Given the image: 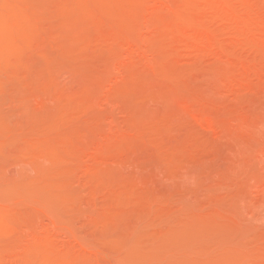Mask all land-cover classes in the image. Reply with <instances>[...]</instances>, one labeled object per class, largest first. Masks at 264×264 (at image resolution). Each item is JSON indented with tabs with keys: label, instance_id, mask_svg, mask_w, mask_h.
Segmentation results:
<instances>
[{
	"label": "rangeland",
	"instance_id": "obj_1",
	"mask_svg": "<svg viewBox=\"0 0 264 264\" xmlns=\"http://www.w3.org/2000/svg\"><path fill=\"white\" fill-rule=\"evenodd\" d=\"M5 29L0 264H264V0H0Z\"/></svg>",
	"mask_w": 264,
	"mask_h": 264
},
{
	"label": "bare ground",
	"instance_id": "obj_2",
	"mask_svg": "<svg viewBox=\"0 0 264 264\" xmlns=\"http://www.w3.org/2000/svg\"><path fill=\"white\" fill-rule=\"evenodd\" d=\"M22 2H23V1H22ZM25 2H26V1H25ZM20 3H21V2H20ZM20 3H19V4H20ZM23 3H24V2H23ZM28 3H29V2H28ZM28 3H27V5H29ZM155 3H156V2H155ZM24 5H26V4H24ZM158 5H159V4H158ZM20 6H21V5H20ZM23 7H24V6H23ZM23 7H20V8L23 9ZM24 9H25V8H24ZM13 32H14V31H11V30L9 31V30H7V29H5L4 31L1 30V32H0V38L8 39V40H12V38H15V33H14V36H13ZM21 37H22V36H21ZM26 38H27V37H26ZM133 39H134V38H133ZM140 39H141V38H140ZM140 39H139V40H140ZM18 40H19V38H18ZM24 40H25V39H24ZM131 40H132V39H129L130 43L133 42V41H131ZM137 40H138V39H137ZM141 40H142V39H141ZM13 41H15V39H14ZM21 41H22V40H21ZM134 41H135V40H134ZM146 41H147V40H146ZM141 42H144V41H141ZM141 42H140V43H141ZM141 44H142V43H141ZM141 44H140V45H141ZM138 45H139V44H138ZM138 45H137V46H138ZM143 45H144V44H143ZM143 45H142V46H143ZM130 46H131V45H130ZM134 46H135V45H134ZM137 46H135V47L137 48ZM138 48H139V47H138ZM133 50H134V49H133ZM109 101H110V100H109ZM108 105H109V104H108ZM110 105H111V103H110ZM262 123H263V122H262ZM263 126H264V125H262L261 127H263ZM263 128H264V127H263ZM85 144H90V142H89V143H85ZM91 144H93V143H91ZM95 144H96V143H95ZM95 144H94V145H95ZM89 146H91V145H88L87 147H89ZM92 146H93V145H92ZM95 146H96V145H95ZM83 147H84V146H83ZM81 148H82V146H81ZM91 148H92V147H91ZM94 148H95V147H94ZM142 148H143V147H142ZM147 148H148V147H147ZM82 149H84V148H82ZM87 149H88V148H87ZM92 149H93V148H92ZM139 149H140V148H139ZM85 150H86V147H85ZM135 153H136V152H135ZM13 164H14V163H13ZM13 164H12V165H13ZM15 166H16V165H15ZM17 166H18V165H17ZM13 167H14V166H13ZM18 167H19V166H18ZM18 167H17V168H18ZM103 183H104V182H103ZM100 185H101V184H100ZM102 185H103V188H104V184H102ZM105 186H106V185H105ZM96 188H102V186H101V187H100V186L98 187V185H97ZM112 188H113V187H112ZM97 190H100V189H97ZM101 190H102V189H101ZM104 191H105V190H104ZM95 192H97V191L95 190ZM101 193H102V191H101ZM48 214H49V213H48ZM46 215H47V214H46ZM49 215H51V214H49ZM44 216H45V215H44ZM44 216H43V217H44ZM40 217H41V216H40ZM41 218H42V217H41ZM47 218H48V217H47ZM43 219H46V217L43 218ZM37 220H38V219H36V223L34 222L35 225H36V224H39V222H37ZM46 220H48V219H46ZM49 220H50V219H49ZM51 220H52V219H51ZM56 220H57V219H56ZM56 220H55V221H56ZM33 221H35V220H33ZM41 221L43 222L44 220L41 219ZM41 221H40V222H41ZM50 222H51V221H50ZM52 222H53V221H52ZM59 222H60V221H59ZM61 222H62V221H61ZM12 223H13V222H12ZM31 223H33V222H30V223H27V224L29 225V224H31ZM56 223H57V222H56ZM21 224H23L24 226L21 225ZM21 224L17 223V225H19V226L14 225V224H12V225H13V226H12L11 224H9V226H7V227H8L7 232H9V234L12 232L13 236H15V235H17V234L15 233V232H17V230H15V229H18L20 232L23 231V234H24V231L27 230V227H26V226H28V225H26V223H25V224H24V223H21ZM43 224H45V222H43ZM53 224H54V223H53ZM53 224H52V225H53ZM61 224H62V223H61ZM10 225H11V226H10ZM35 225H34V226H35ZM31 226H33V225L31 224ZM39 226H41V225H39ZM39 226H36V227H39ZM9 227H10L11 229H10ZM23 227H26V228H23ZM28 227H30V226H28ZM59 227H60V226H59ZM64 227H65V226H64ZM126 227H127V226H126ZM19 228H20V229H19ZM65 228H66V227H65ZM72 229H73V228H72ZM122 229H123V228H122ZM13 230H14L15 232H14ZM30 230H31V229H30ZM66 230H67V229H66ZM123 231H124V229H123ZM126 231H127V230H126ZM27 232H28V230H27ZM124 232H125V231H124ZM17 233H19V232H17ZM64 233H66V232H64ZM12 234H10V235H12ZM126 234H127V233H126ZM84 244H85V243H84ZM95 245H96V244H95ZM99 245H100V244H99ZM101 245H102V244H101ZM101 245H100V246H101ZM105 245H107V244H105ZM85 246H86V245H85ZM87 246H89V244H88ZM96 246H97V245H96ZM5 247H6V246H5ZM103 247H105V246H103ZM110 247H111V246H110ZM3 248H4V246L0 247V255L3 253V251H4V249H5V248H4V249H3ZM107 248H108V247H107ZM107 248L105 247V249H107ZM109 249H110V248H109ZM111 249H112V247H111ZM5 251H6V250H5ZM5 251H4V252H5ZM108 251H110V250H108ZM111 251H112V250H111ZM111 251H110V252H111ZM98 252H99V251H98ZM6 253H7V252H5V255H6ZM91 253H92V252H91ZM93 253H94V252H93ZM3 254H4V253H3ZM99 254H100V252H99ZM99 254L97 253V255H99ZM92 255L95 256L96 254L94 253V254H92ZM1 256H2V255H1ZM88 257H89V259H90V257L92 258L93 256L89 255ZM95 258H96V257H95ZM95 258H94V260L96 261ZM99 258H102V257L99 256ZM115 259H116V258H115ZM91 260L93 261V259H91ZM101 260H105V259H101ZM112 260H113V259H112ZM118 260H119V259H118ZM97 261H99V260H97ZM97 261H96V262H97ZM106 261H107V260H106ZM106 261H105V262H106ZM108 263H109V262H107V264H108ZM115 263H116V262H115ZM117 263H118V261H117Z\"/></svg>",
	"mask_w": 264,
	"mask_h": 264
}]
</instances>
